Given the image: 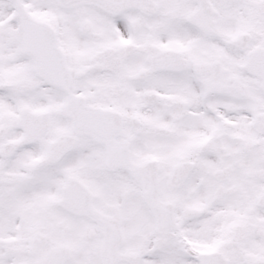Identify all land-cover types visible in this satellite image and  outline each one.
<instances>
[{
    "label": "snow or ice",
    "instance_id": "obj_1",
    "mask_svg": "<svg viewBox=\"0 0 264 264\" xmlns=\"http://www.w3.org/2000/svg\"><path fill=\"white\" fill-rule=\"evenodd\" d=\"M0 264H264V0H0Z\"/></svg>",
    "mask_w": 264,
    "mask_h": 264
}]
</instances>
